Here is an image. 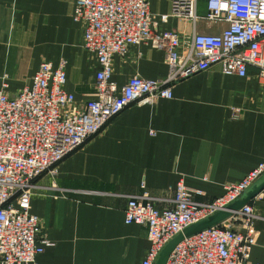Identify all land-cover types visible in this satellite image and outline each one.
Listing matches in <instances>:
<instances>
[{
	"label": "crops",
	"instance_id": "obj_1",
	"mask_svg": "<svg viewBox=\"0 0 264 264\" xmlns=\"http://www.w3.org/2000/svg\"><path fill=\"white\" fill-rule=\"evenodd\" d=\"M207 2L198 0L199 15ZM75 6L76 0H0V90L6 85L16 94L32 85L43 61L55 68L66 61L65 90L81 104L95 94L100 66L84 49ZM150 11L159 28L181 34H219L227 26L173 16L172 0H150ZM168 72L165 52L141 44L114 57L111 79L120 90L135 74L158 79ZM172 89V98L126 107L37 180L31 212L54 242L38 264H142L151 243L146 226L125 221L132 197L147 190L157 206L173 207L182 181L202 191L197 201L210 202L264 162V84L255 68L239 76L214 66ZM250 204L256 243L247 264H264V189ZM234 224L241 230L240 221Z\"/></svg>",
	"mask_w": 264,
	"mask_h": 264
},
{
	"label": "built area",
	"instance_id": "obj_2",
	"mask_svg": "<svg viewBox=\"0 0 264 264\" xmlns=\"http://www.w3.org/2000/svg\"><path fill=\"white\" fill-rule=\"evenodd\" d=\"M172 0V15L208 22L224 21L219 34H181L158 27L150 0H76L74 17L83 26V46L100 68L96 92L82 104L65 90L64 61L57 68L43 61L30 87L8 94L0 90V264H38L54 242L42 235L40 218L31 212L37 180L90 141L126 107L172 98L174 83L219 66L225 75L247 76L249 68L264 84V0ZM141 44L163 50L166 77L132 76L120 90L111 78L113 60ZM264 175V162L241 181L227 184L210 202H199L184 182L175 187V205L161 208L147 190L132 197L125 221L146 226L151 243L142 264H155L165 245L189 225L238 199ZM145 189V184L142 185ZM248 203L227 221L186 238L166 264H247L256 235ZM235 221L241 222L239 230Z\"/></svg>",
	"mask_w": 264,
	"mask_h": 264
},
{
	"label": "water",
	"instance_id": "obj_3",
	"mask_svg": "<svg viewBox=\"0 0 264 264\" xmlns=\"http://www.w3.org/2000/svg\"><path fill=\"white\" fill-rule=\"evenodd\" d=\"M264 189V175L243 193L238 199L234 200L224 209L217 210L216 212L208 215L207 217L195 222L183 231L175 235L163 248L155 264H166L173 250L188 237L196 235L208 228L219 225L238 212L246 204L250 203L262 190Z\"/></svg>",
	"mask_w": 264,
	"mask_h": 264
}]
</instances>
